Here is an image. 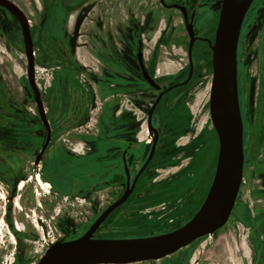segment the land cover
Segmentation results:
<instances>
[{
	"label": "rangeland",
	"instance_id": "rangeland-1",
	"mask_svg": "<svg viewBox=\"0 0 264 264\" xmlns=\"http://www.w3.org/2000/svg\"><path fill=\"white\" fill-rule=\"evenodd\" d=\"M11 1L15 2L23 10L34 26L38 24L42 17L43 6L48 11L47 21L40 27L41 37H39V41L35 31H31L33 42L38 44L39 47V51H36L35 75L47 117L51 121L56 113H61V118L66 117L69 113V106L71 107L75 104V109H78L77 103H80V107L84 108L85 95L91 90H93L91 94H95V88L97 87L90 83L91 86H94V89L89 88L88 74L89 70L92 72L97 71V63H94V59L92 62L89 61V55L92 50L100 49L97 44L99 42L97 39L99 38V22L97 21L96 30L94 31L89 25L90 21H88L94 17L84 14L79 15V17H76L75 23V19L73 20L74 15L66 16L68 11H66L65 6L76 5L80 0ZM107 1L110 0H96L94 4H105ZM139 1L141 3L146 1V7L155 10L157 15L154 18L155 20L159 16V21L157 20L154 29L145 38L147 55L149 56L152 53L159 61H170L168 63L176 66L175 69L183 66L178 75H171L170 78L182 77L187 72L188 65L186 52L177 42L185 43L183 41L186 39L179 13L161 9L158 0ZM217 1L193 0L191 3V5L194 2L200 3L197 11L198 31L205 28L209 24V20H216V16L211 14L213 10L211 4ZM261 2H264V0H258L254 7H262L263 10L254 11L255 14L252 17V21L245 22L238 45V81L241 114L246 124L247 121L249 123L250 121L253 122L254 132L257 131L254 129L256 128L255 122L264 117V107L262 105L264 101V47L262 46L264 37L261 31V22L264 21V3L261 5ZM111 5L114 6V9L109 8L107 17L108 21L114 24V15L116 16L119 13L125 18L126 14L125 11L116 10L115 2L111 3ZM144 10L146 8L139 7L138 13L141 14ZM163 14H166V16L163 17ZM85 17L88 19H85ZM164 18L168 19L167 23ZM135 24L137 25L136 21ZM4 25L6 31L3 32ZM111 32L116 34L117 31L114 26L111 28ZM35 49L37 50V48ZM45 56L48 59L47 62L40 61V57L44 58ZM44 60L46 59L44 58ZM164 72L166 71H160L159 74ZM168 72L172 74L175 70ZM202 74L204 76L197 81L195 87L188 93V100L186 101L190 114L184 127L185 131L179 135L182 137L174 142V149L177 150L165 158V160H169L173 164L170 167L160 169V171L152 175L155 184H165L177 180L181 176L179 173L181 170L189 172L188 169L191 167H195L194 174L192 172L189 173L190 177L194 178L192 181L194 185L199 183L205 176L208 165L207 155L204 154L202 163L195 165L199 156L205 150L207 144L206 136L212 129L209 116V94L212 81L210 64L204 66ZM123 84L125 85L126 81H123ZM123 91L124 93L121 95L115 94L112 90L100 96L97 95L100 99L96 101L90 111L92 121L89 126L74 131L76 137L84 138L85 133L94 131L95 121L100 113H102L100 115V125L108 126L111 129L110 134L124 133L135 136V94L131 93L129 87H125ZM149 96L150 99L153 98V94L149 93ZM111 99L116 100L115 104L112 101H108ZM60 106L63 111L58 110ZM101 107L102 109L100 110ZM87 108L90 107L85 106V112ZM114 111H118L117 117L112 115ZM39 120L33 93L27 82V63L19 27L15 22H9L0 11V140L4 141L7 135H11L16 140V143L20 144L24 139L22 133L26 129L28 133L27 145L31 147L39 144L41 138L43 139L45 136L43 131V137H41L42 131ZM61 140L59 134L54 133L55 143L53 145L65 144L66 150L76 156L74 159L68 155H66L67 158H63L58 146H53L48 157L40 162H37L29 154L26 156L21 153L11 155L9 166L6 167L10 168L9 172L19 174L20 169H25L27 174L30 175L23 189L16 191L18 206H16L14 201L13 203L8 201L10 198L7 196L5 177H0V264H37L46 249L55 241L64 237L78 238L82 236L106 204L105 201L110 198V190L107 194L105 191H100V188L95 187L94 182L98 175H90L97 167L98 169L104 167L102 163V165L100 164L103 155L96 153L97 155L94 154L84 159L80 157L84 152L83 143L76 141L71 142V144ZM73 148L77 150L73 152L71 150ZM61 150L63 149L61 148ZM160 156L164 155L161 154ZM208 156L211 160V150L208 152ZM1 157L3 158L4 156L2 155ZM144 157L145 154L141 153L137 158L135 150L130 154V163L133 170H135V162H141ZM111 159L115 161L118 158L111 157ZM111 162L108 161V164ZM34 163H38L39 166H34ZM33 168L34 170L32 171L31 169ZM37 173L41 175L43 181H46L45 176L55 179L59 183L60 196L49 195V193H46V189L38 188L34 181ZM41 173H44V176ZM255 179L256 177L251 178L248 172L244 174L241 199L239 198L240 203H238L234 215L240 213L243 203L246 205L252 203L249 200V191H251L253 185L257 186L258 183ZM37 191L38 194H36ZM188 192L191 193V190L189 189ZM185 199H187V195L185 196L183 193L176 198V202L170 205L142 210L137 216H134L130 224H137L141 228L164 226L171 219L176 220L179 218L174 216V214L184 204ZM32 210H36L45 234L39 228H35ZM119 212L121 213V210ZM133 215L132 210L125 214L122 212V214H118V216L111 219V225L114 227L123 222L124 218L132 217ZM118 220L119 222H117ZM235 222L236 219L231 218L223 232L200 240L189 256L193 260L197 259L200 257L198 253L204 247L210 246L213 248L209 263L246 264L249 261V255L246 253L244 244L239 245V247L244 248L243 253H245V259L242 263L240 256L237 254L235 240L231 234H234L235 237L238 234L241 238V243H243L247 231L243 229L242 225L238 222L235 224ZM236 225L239 226V230H237ZM16 227H20L21 231H16ZM229 230H231V234ZM134 232L135 230L129 233L123 232L121 227H116L115 230H112V233L96 232L93 237L95 239L143 237L142 234H135ZM229 247L232 249L231 252Z\"/></svg>",
	"mask_w": 264,
	"mask_h": 264
},
{
	"label": "flooded vegetation",
	"instance_id": "flooded-vegetation-1",
	"mask_svg": "<svg viewBox=\"0 0 264 264\" xmlns=\"http://www.w3.org/2000/svg\"><path fill=\"white\" fill-rule=\"evenodd\" d=\"M86 1L89 0H80V2L76 5H70L69 7L65 6L66 11H68L67 12L68 14L66 13V16L73 14L75 10L79 6L84 4ZM257 1L258 0H253V2L251 3L244 17L241 30L245 25V22L252 21V17L255 14L254 11L259 12L260 10L261 11L263 10L262 7L260 8L254 7ZM158 2L161 9L168 12L177 11L180 15L184 27L186 39L183 41L185 43H182L181 41H177V42L179 46L183 48L186 52L185 54L187 56V65H188L187 72L182 77H178L175 79L170 78L171 75L175 76L181 72L183 66H180L179 68L177 67L176 69H174L175 72L172 74L170 72H164L162 74H159L160 72L157 71L158 70L157 67L159 65L158 63L159 59H156L157 57L152 53H150L149 56L147 55L146 39H145L146 37L144 36V30L146 33L145 35L148 36L151 33V31L154 29V25L157 24V19L156 20L154 19L156 15L155 10L146 7L147 5L146 1H144L143 3L140 2L139 7H144L146 8L147 11L144 10V12H142L141 14L138 13L139 18L135 17V21L137 22V25L135 24V22H132L133 19L126 18L125 23L127 26L128 24L132 25L131 29H128L127 27L123 26L124 23H122L121 20H118L117 14L116 16L115 15L113 16L115 20L114 24L110 23L108 21V17L105 16H101L100 18L94 17L92 18V20L89 19L88 20L90 21L89 25L91 28H93L94 31L96 30L97 21L99 22L98 24L100 25L99 35H98L99 38H97L99 41L97 42L98 48L100 49L97 48L98 50H92V52H90V55L96 58L98 72L97 71L92 72L91 70H89V74H88L89 88L94 89V86H91L90 83H93V85L97 86L95 88V94L93 93L92 95L91 91L93 90H91L88 94L85 95L84 108L80 107V103H77L78 106L77 110L75 109L76 108L75 104H73L71 107L69 106V113L66 115V117L61 118V113H56L52 118V121L49 119V117H47L51 129V140L46 150L44 151L42 157L38 161H37V156L40 154L42 146L45 143L47 136V131L45 130L41 120L38 121L41 125V131H42L41 137H43V131L45 133V136L43 139L41 138L40 143L35 146L30 147L27 145L28 133L26 132V129L22 133V135H24V139L22 140V142H20V144L16 143V140H14V137H12L11 135H7L4 141L0 140V153H3L0 154V177L1 178L2 176L5 177L4 179L7 190V196L10 198L8 201L12 203L14 201L16 203V206H18L16 191L22 190L24 185L27 184L30 177V175L27 174L26 172L27 170L25 169H20L19 174L18 173L12 174L11 172H9L10 168H6V167L9 166V159L11 155L15 153H21L26 156L27 154H29L31 157L33 156L37 162H40L44 160L46 157H48V155L50 154V151L54 146L53 144L55 143L54 133H57L59 134L60 140L62 139L61 141L63 142L66 141L68 143H71L78 141L83 143L84 152L83 154H81L80 157H83L84 159L88 158V156L91 157L94 154L97 155L96 153L99 154L101 153V155H103L100 164L102 163L104 167L99 169L97 167L93 173H90V175L97 174L98 176L96 178V181L94 182L95 187L100 188L99 189L100 191L103 192L105 191L107 194L109 193L108 191L110 190L109 194L111 195L110 198L107 201H105L106 204L104 205L102 210L98 213L94 221L111 203L116 201L124 192L125 185H127L126 175L124 170V158H123L124 153L126 152L125 160L129 172L131 174V179H130V184H131L133 178L138 174V172L144 166L153 145H155L153 156L149 161V163L144 168V170L141 172L140 176L138 177L134 191L131 194V196L134 195L135 198L130 199L131 197L130 196L125 204L115 209L101 224V226L98 228L96 232H103L108 234L112 233V230H115L116 227L119 226L117 224L113 227L111 225V219H113V217L115 216H118V214H122V212H124V214L130 212V211L125 212V209H128L131 203L135 202V216H137L139 212L142 210L154 209L162 205H170L176 202V198L179 195H182L183 193L185 194V196L187 195V199H185L184 204L174 214V216L179 218H177L176 220L171 219L168 224L154 228L152 227L141 228L140 226H137V224H135V234L140 233L143 235V237H136V238H146V237L158 236L173 232L179 229L180 227H182L184 224H186L196 214V212L201 207L208 193L215 172L219 145H218L217 135L216 137L211 136V131L213 127L206 136L207 144L205 146V150L202 153V155L199 156L195 165L197 166L200 163H202L204 154L207 155L208 165L206 168V173L204 178H202V180L199 183L195 185L194 183H192L194 178L190 177L189 173L192 172L194 174L195 167H191L188 169L189 172H187V170L186 171L181 170L179 172L181 176L177 180H180L178 186L182 190L176 196L168 199H162V198L149 199L148 200L149 206L145 208H139L141 201L140 199H138V196H140L144 191H149L151 189L160 186H166L176 181L173 180L165 184H160V183L155 184L152 175L160 171V169L170 167L173 164L170 163L169 160H165V158L167 155L170 156L172 152L177 150L174 149L173 146L174 142L175 140L180 139L182 136L179 135L185 131L184 127L186 126V122L190 114V110L186 101L188 100V95H189L188 93L191 89L195 87L197 81L204 76L202 74V69L204 68V66L210 64V69L212 74V63H211L212 52L210 50L207 40H209L211 43H213L214 41V35L217 27L222 0H218L214 4H211L213 8L211 14L213 16H216V20H209V24L200 31H198V25H197L198 23L197 11L200 6V3L194 2V4L191 5L193 0H171V1L164 0L166 4V6H164L161 4L159 0ZM263 3L264 2H261L260 4L263 5ZM172 5L184 6L187 13L188 21H190L193 15V30L196 38L192 45V51H191L193 74L190 80L184 85H180V84L187 80L190 70V60L188 54L190 38L184 25L182 11L178 8L170 7ZM0 9H1L0 10L1 13L6 16L9 22L12 21L17 24L22 37L20 25L15 19V17L8 10L2 7H0ZM21 11L23 12L22 9ZM137 12H139V8ZM163 15H164L163 17L166 16V14ZM47 16H48V11L46 10V7L43 6L42 17L38 22V24H36V26H34L31 23V20L27 17L30 25V31L32 30L35 31L38 41H39V37H41L40 27L44 25L45 22L47 21ZM85 19L88 18L85 17ZM164 21L167 23L168 19L164 18ZM75 23H76V18H75ZM111 26L112 27L114 26V28L116 29L117 31L116 34L111 32V28H112ZM2 30L3 32L6 31L5 25L3 26ZM241 30H240V34H241ZM261 31L263 32L262 35L264 37V21L261 22ZM239 39H240V35H239ZM239 39H238V45H239ZM22 44H23V39H22ZM140 44L143 54L142 58H143V66L145 72H147L149 76H151L155 80V82L160 86L161 90H155L152 87H150L143 77V70L138 60V52H139ZM262 46L264 47V41L262 43ZM35 48H37V50ZM36 51H39L38 44H34L35 64H36ZM44 58L46 60H44ZM44 58L40 57V61L47 62L48 59L46 58V56ZM56 67L58 68V66ZM237 70H238V48H237ZM123 81H126L125 85L123 84ZM175 85L176 87H174L173 89L162 95L159 103L156 105L152 113L151 126L153 130L157 131V140L155 143L154 131L149 130L147 124L149 112L157 97L166 89ZM124 86L126 88L129 87L131 93L135 94V136L124 133L110 134L111 129H109V127L106 125H100L99 122L98 124L96 123L94 125L95 127L94 131L85 133L84 138L76 137L74 131L89 126L91 120L90 118V111L92 110L91 107H93L96 101L100 99V97H97V95L100 96L110 90L114 91L115 94L121 95L124 93L123 91L125 89ZM238 92H239V81H238ZM149 93L153 94L152 99H150ZM108 101H112V103L114 102L115 104L116 100L111 99ZM262 105L264 107V101ZM85 106L90 107L87 108L86 112H85L86 110ZM58 110L63 111L61 106L58 107ZM115 112L116 111H114L112 115H114V117H117L116 116L117 112L116 113ZM46 116H47V112H46ZM242 122H243V150H244L243 177L234 207L230 213L227 223L215 233L197 239L187 247H184L179 251H177L175 254L165 257L166 260H164L163 258L157 261H147L148 264L157 263V262H160L161 264H214L213 262L209 263V258H210V254L212 253L213 247L210 246L204 247L202 251L198 253L200 257H198L197 259L193 260V258L190 257L189 255L193 252L194 246L197 245V243L200 240L204 238H208L214 234L223 232L225 227H227V225L229 224L231 218L236 219L235 224L238 222L240 225H242L243 229L247 231L246 238L245 240H243V243H241V238L239 237V235L237 234L235 237L234 234H231L232 229L229 230V233L233 235V238L235 240L237 254L240 256L239 258L242 261V263L245 259V253H243L245 248L246 253H248L249 255V261L246 262V264H264V117L259 121L255 122L256 128L254 129L255 131L257 130L256 132H260V133L254 132L253 122L250 121L249 123L247 121L246 124V121L243 120V118H242ZM60 145L61 146L63 145L64 148L63 146L61 147ZM57 146L59 147L60 153L63 156V158H67L66 155L72 157L73 159L76 157L75 155L69 153L66 150L67 147L65 144L59 143L57 144ZM60 147L63 150H61ZM71 150L75 152L74 148ZM134 150H135V156L137 158L139 154L141 153L145 154V157L141 162H135V170H133V167L131 166L130 163V154ZM210 150L212 153L211 160L209 159L208 156V152ZM161 154H163L164 156H160ZM2 155L4 156L3 158L1 157ZM111 157L118 159H115L114 161L111 159ZM108 161H112V162L108 164ZM100 164H96V165H100ZM33 165L36 167L39 166L38 163H34ZM31 170L33 171L34 168ZM246 172L250 173L251 178L256 177L255 180L257 181L258 184L257 186L253 185L251 188V191H255V192L249 191V197H250L249 200L252 203H250V205H246L245 203H243L242 208H240V213L238 215L236 214L237 215L236 216L234 215V213L236 212L238 203H240L239 198L241 197V190L244 184V174ZM41 174L44 176V173ZM36 175L37 176L34 177V181L36 182L38 188L46 189V193L47 194L49 193V195L55 194L57 196H60L59 183L55 179L45 176L46 181H43L39 173H37ZM21 183H23L22 186ZM189 189L191 190V193L188 192ZM36 194H38V191L36 192ZM167 194H170V192H167ZM119 210H121V213L119 212ZM132 212L134 211L132 210ZM32 214H33L32 217L35 228L37 229L39 228V230H41L45 234L44 227L37 215L36 210H32ZM93 222L90 224V226L93 224ZM117 222H119V220ZM90 226L88 227V229L90 228ZM236 227L237 230H239V226L236 225ZM15 229L18 232L21 231L20 227H16ZM76 238L77 237L74 238L64 237L61 238L60 240L69 241ZM241 244H244V248L239 247V245ZM229 249L231 252L232 249L230 247Z\"/></svg>",
	"mask_w": 264,
	"mask_h": 264
},
{
	"label": "water",
	"instance_id": "water-1",
	"mask_svg": "<svg viewBox=\"0 0 264 264\" xmlns=\"http://www.w3.org/2000/svg\"><path fill=\"white\" fill-rule=\"evenodd\" d=\"M166 6L164 0H159ZM253 0H222L214 41L208 44L212 52V81L209 95V115L212 127L218 139V153L213 179L208 193L196 214L179 229L158 236L131 239H95L94 233L106 218L118 207L125 204L134 191L136 181L151 160L155 145L141 170L133 178L126 164L124 153V170L127 185L122 195L111 203L93 222L90 228L80 237L65 241L58 240L51 244L37 264H136L161 260L187 247L195 240L213 234L228 221L234 207L243 177V122L238 92L237 48L240 30L244 17ZM0 7L8 10L20 25L23 48L27 61V82L32 90L38 116L47 131L37 161L42 157L51 140V129L41 92L36 82V64L34 43L27 16L11 0H0ZM182 11L184 25L189 35L188 54L190 70L186 84L193 74L191 61L192 45L195 41L193 15L188 21L182 5H172ZM141 44L138 60L143 70L145 81L155 90H161L155 80L145 72ZM178 86V85H177ZM175 86L169 87L155 100L148 117V128L151 126L152 113L162 95ZM155 143L157 140V131Z\"/></svg>",
	"mask_w": 264,
	"mask_h": 264
},
{
	"label": "crops",
	"instance_id": "crops-1",
	"mask_svg": "<svg viewBox=\"0 0 264 264\" xmlns=\"http://www.w3.org/2000/svg\"><path fill=\"white\" fill-rule=\"evenodd\" d=\"M96 0H89V1H86L84 4H82L81 6H79L75 12L72 14V16L74 17L73 20L79 16V15H88L89 17H101V16H105L107 17L108 15V11L110 10L109 8H113L114 9V6L111 5V3L115 2V5H116V10L118 11V9H120L121 12H124L125 11V18L123 16H121L119 13H117V16H118V20H121L123 24V26L127 27L128 29H131V26L130 24H128V26L126 25L125 21H126V18H131L133 19L132 22H135V17L139 18V15H138V8L140 6V1L138 0H110V1H107L105 4L104 3H95ZM94 4V5H93ZM129 10V11H128ZM82 13V14H81ZM110 13V12H109ZM104 14V15H103ZM156 16V15H155ZM159 19V17L157 18V20ZM159 21V20H158ZM124 27V28H125ZM145 30H144V36L146 37L145 35ZM90 58H89V61L92 62V60L94 59V63L96 62V58H94L93 56L89 55ZM92 58V59H91ZM168 62L170 61H165V60H161L159 61V65H158V70L157 71H170V70H174L176 66H173V65H170ZM60 84V82H59ZM102 109V107L100 108V110ZM116 113V112H115ZM118 113V111H117ZM102 113L99 114V116L97 117L95 123H99L100 122V115ZM91 120L90 122L92 121V117H90ZM74 150L76 151L77 149L74 148Z\"/></svg>",
	"mask_w": 264,
	"mask_h": 264
},
{
	"label": "trees",
	"instance_id": "trees-1",
	"mask_svg": "<svg viewBox=\"0 0 264 264\" xmlns=\"http://www.w3.org/2000/svg\"><path fill=\"white\" fill-rule=\"evenodd\" d=\"M211 136L216 137L214 129H212L211 131ZM179 183H180V180H176L172 184L156 187L149 191H144L140 196H138V199H140L141 201L139 208H145L149 206V202H148L149 199H154V198L168 199V198H172L176 196L182 190L178 186ZM167 192H170V194H167ZM133 198H135L134 195L130 197V199H133ZM130 210L134 211L133 212L134 215L132 217L124 218L123 222L118 224V226L121 227V231L127 232V233H129L130 231L133 232L135 230V225L130 224V222L133 221L134 216H135V202L131 203L128 209H125V212L130 211Z\"/></svg>",
	"mask_w": 264,
	"mask_h": 264
},
{
	"label": "bare ground",
	"instance_id": "bare-ground-1",
	"mask_svg": "<svg viewBox=\"0 0 264 264\" xmlns=\"http://www.w3.org/2000/svg\"><path fill=\"white\" fill-rule=\"evenodd\" d=\"M23 183H21V186H22ZM36 216V215H35Z\"/></svg>",
	"mask_w": 264,
	"mask_h": 264
}]
</instances>
